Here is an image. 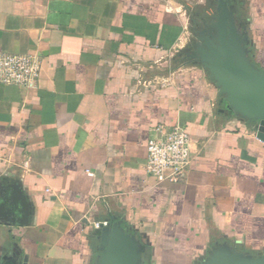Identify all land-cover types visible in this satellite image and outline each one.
I'll use <instances>...</instances> for the list:
<instances>
[{"label": "crops", "instance_id": "obj_1", "mask_svg": "<svg viewBox=\"0 0 264 264\" xmlns=\"http://www.w3.org/2000/svg\"><path fill=\"white\" fill-rule=\"evenodd\" d=\"M229 6L264 71V0ZM218 9L0 0V55L42 64L36 88L0 82V264H95L103 222L141 241L143 264H202L222 243L264 255V142L194 57ZM177 125L193 138L191 169L159 182L146 145Z\"/></svg>", "mask_w": 264, "mask_h": 264}, {"label": "water", "instance_id": "obj_2", "mask_svg": "<svg viewBox=\"0 0 264 264\" xmlns=\"http://www.w3.org/2000/svg\"><path fill=\"white\" fill-rule=\"evenodd\" d=\"M216 36L203 38L195 58L200 59L225 95L237 116L257 123V137L264 142V71L247 55L229 0H219ZM101 255L95 264H143L145 246L126 233L120 223L101 226ZM27 264V263H25ZM202 264H264V255L254 256L222 243L212 248Z\"/></svg>", "mask_w": 264, "mask_h": 264}, {"label": "built area", "instance_id": "obj_3", "mask_svg": "<svg viewBox=\"0 0 264 264\" xmlns=\"http://www.w3.org/2000/svg\"><path fill=\"white\" fill-rule=\"evenodd\" d=\"M42 70L37 55H0V82L23 88H36ZM193 138L182 126L165 129L159 126L148 140L145 172L159 182L181 183L193 162ZM107 223H96L99 229Z\"/></svg>", "mask_w": 264, "mask_h": 264}, {"label": "flooded vegetation", "instance_id": "obj_4", "mask_svg": "<svg viewBox=\"0 0 264 264\" xmlns=\"http://www.w3.org/2000/svg\"><path fill=\"white\" fill-rule=\"evenodd\" d=\"M195 24H196L197 26L200 25L198 21H195ZM198 28H199V29H202L203 27L198 26ZM199 31H200V30H199Z\"/></svg>", "mask_w": 264, "mask_h": 264}, {"label": "rangeland", "instance_id": "obj_5", "mask_svg": "<svg viewBox=\"0 0 264 264\" xmlns=\"http://www.w3.org/2000/svg\"><path fill=\"white\" fill-rule=\"evenodd\" d=\"M194 3V2H193Z\"/></svg>", "mask_w": 264, "mask_h": 264}]
</instances>
